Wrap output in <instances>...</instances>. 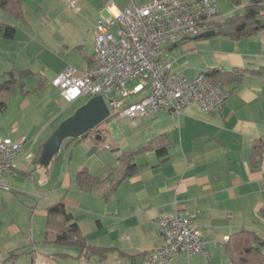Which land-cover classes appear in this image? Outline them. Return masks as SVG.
I'll return each instance as SVG.
<instances>
[{
    "label": "crops",
    "instance_id": "crops-1",
    "mask_svg": "<svg viewBox=\"0 0 264 264\" xmlns=\"http://www.w3.org/2000/svg\"><path fill=\"white\" fill-rule=\"evenodd\" d=\"M86 1L90 3L88 8L95 10L86 28L92 42L89 49L86 50L80 40L72 39L69 30L65 29L62 36L48 39L45 34L31 30L21 29L19 31L23 32L18 33V25L14 24L16 29L12 37L0 35L3 39L0 44L9 45L5 49L6 58L14 54L11 51L17 50L20 54L25 50L28 59L39 57L41 65L50 64L48 67L52 71L38 73L44 80H37V85L42 87L46 81L56 90L58 88L51 84V80L58 73L68 67L77 73L88 69L93 55L94 26L110 0ZM112 1L115 4L113 13L130 3L136 4L133 0ZM22 3L20 0L21 20L8 16L13 22L26 23L27 13ZM84 5L86 3L80 6L79 12ZM70 8L78 12L76 6ZM43 15L49 20L46 13ZM0 19L9 22L4 17ZM17 35L25 41L26 49L21 47ZM219 37L221 39L215 42V46H210L209 38H197L193 43L171 44L164 50L172 61V68L187 79L200 72L218 71L214 76L228 92L220 108L206 113L198 104L191 103L180 113L169 108L134 118L115 113L98 125L95 132L65 139L44 167L33 162L34 155H39L41 144L58 122L85 102V97H80L68 104L58 89L57 96L65 106L80 103L66 115L64 109L56 124L50 122L36 152L31 156L28 154L23 161L18 158L16 169L3 174L11 186L10 190L0 189L3 205L8 207L13 201L22 204L24 216L32 220L36 214L42 215L46 228L47 206L61 199L88 244L110 248L107 257L98 264L107 261L112 264H144V255L163 245L156 228L157 218L177 211H190L191 225L212 242L206 244V256L177 257L172 264H232L224 240L240 230L251 231L264 240V70L255 71L264 68V31L237 40ZM75 51L78 54H73ZM50 58L57 60L49 62ZM233 69L239 71L230 75L240 76L229 77L226 71ZM28 74L35 73L29 71ZM19 81L12 80L9 91H6L8 99L18 89ZM22 86L24 80L21 79V92ZM163 147L166 151L158 154L156 150ZM130 159L134 169L126 174V161ZM29 169L43 170L47 179L52 180L53 186L46 195L49 197L47 205L37 207L45 197L20 189L23 181L19 174L28 173L30 176ZM82 170L97 181L85 191L77 182V174ZM23 195L27 197L25 201ZM18 223L13 221L5 232L11 240H0V264L9 251L20 247L22 239H26L27 246L33 245L26 235L19 233L21 237L13 240L18 225H21ZM260 249L264 253V243ZM54 250L51 251L52 258L58 256ZM74 250L73 255L65 257L78 262L95 257L78 258V252ZM22 252H26L25 248Z\"/></svg>",
    "mask_w": 264,
    "mask_h": 264
},
{
    "label": "built area",
    "instance_id": "built-area-1",
    "mask_svg": "<svg viewBox=\"0 0 264 264\" xmlns=\"http://www.w3.org/2000/svg\"><path fill=\"white\" fill-rule=\"evenodd\" d=\"M69 5L75 8L71 0ZM114 6L112 0L107 2L94 26L91 66L80 73L68 67L51 80L65 102L102 95L110 111L128 118L162 108L180 113L191 103L206 113L223 105L227 92L222 87L203 72L187 79L172 68L164 50L167 45L207 31L209 21L218 17L215 0H148L130 3L113 13ZM133 79L141 82L127 90L126 83ZM144 89L138 100H127ZM113 91L116 96H110ZM24 141L25 137L16 142L0 137L2 190L11 189L3 174L16 169ZM191 216L190 211H177L158 217L156 228L163 245L147 252L143 263L172 264L177 257L206 256V244L212 241L194 229Z\"/></svg>",
    "mask_w": 264,
    "mask_h": 264
},
{
    "label": "rangeland",
    "instance_id": "rangeland-1",
    "mask_svg": "<svg viewBox=\"0 0 264 264\" xmlns=\"http://www.w3.org/2000/svg\"><path fill=\"white\" fill-rule=\"evenodd\" d=\"M71 1L74 2L77 10L80 9V6L82 7V4L84 3H86V5H84L85 8L81 9L80 12L79 10L78 12H76L75 10L70 8L68 3L69 0H23L22 8L24 6L23 9L27 13L26 23H19L15 21L13 22V20H11L8 15L2 10H0V18L4 17L8 19L12 24L18 25V33L23 32L19 30L26 29L31 30L35 33L45 34L46 36H48V39L59 37V35L62 36L66 32V30H69L73 35L72 39L75 38L77 40H80L87 50L91 47L92 42L90 33L87 32L86 28H88L89 26V21H92L91 19L94 16L95 10L88 8L90 7V3L86 0ZM133 1L136 2V4H141L148 0ZM248 1L249 0H243L242 4L238 8H234L231 7L227 0H217L219 14L223 17L232 15L233 13L239 11V9L243 7ZM44 13L47 14L49 20L44 17ZM19 25L22 26L19 27ZM91 28L92 27H90V29ZM17 38L18 40H20L21 47L26 49V44H24L25 41L23 39H20L18 35ZM207 38L210 39V46H215V42L221 39L219 35H213ZM5 41L10 42L8 40ZM193 42H195V40L193 39L186 40L183 41L182 44ZM17 44L18 41H16L15 43L16 49L18 48ZM7 46L0 44V85L4 82L2 85H5L7 83L9 84V86H11V84L13 83L12 80L14 81V79H16L17 81H19L20 79V81L17 85L18 89L9 97V99V94L6 93V90L3 87H1L2 85L0 86V100H3L6 104V108L0 109V137H9L8 139L13 142L18 141L22 137L26 138V141L21 147L17 157V161L18 158L22 159L21 161H23L28 154L31 156L34 152H36L35 150L38 147L40 141L43 139L44 132L48 131L49 129L48 127L50 126V122L53 121L52 125L56 124L58 120H60V118H58V115L64 109L66 110V115L67 113H70L73 106L80 102L73 104L71 107L65 106L57 96L58 89L56 90L55 88L50 86V83L45 81L44 85L42 87H39L37 85V80H39L40 78L43 79V77L39 78L38 73L45 72L43 70L52 71V69L48 67L50 64H48L47 66L41 65L39 57H32L33 60L28 59V52H26L25 50L20 54L17 53V50L11 51L14 52V54H10L6 58L5 55H7V53L5 52V49L7 48ZM22 48H20L19 51ZM73 54L78 53L75 51ZM77 56L79 57V55ZM53 60L57 59L50 58L49 62ZM45 67H47V69H45ZM29 71H32L35 74L29 75ZM21 79L24 80L22 92L19 89ZM139 81L140 79H133L127 82L126 89L131 90L133 85ZM145 90L146 89L140 91L139 94H131L128 96V98L134 99L135 97L142 95ZM116 95L117 93L115 91L111 92L110 94V96ZM54 118H56V120H53ZM38 136H40L39 141H36V138ZM35 158H37V155H34L33 159L35 160ZM28 171L31 173L30 176H28V173L27 175L19 174L21 180L23 181L22 187H20V189L26 191L27 193H36L45 197V199H43L45 201L40 200L41 202L39 201L37 207H40L41 205H47L46 202L48 201L47 198L49 197H47L46 195H48L47 193L51 191V188L53 186L52 180L47 179L46 173L43 170L39 171L38 169H29ZM22 197L24 198V200L20 197L19 199L23 201H25V198H27L25 195H23ZM22 208V204H18L14 201L12 205L8 207L4 206L3 202L0 200V240L2 238L4 240H11L10 235L8 236V234H5V232L9 230V225L14 221L17 223L19 222L21 225L19 226V223L16 224L18 225L19 229L16 231V233H14L15 238L12 239L15 240L18 239V237H21L18 235L19 233L20 235H26L33 244H28L27 246V244L25 243L26 239H22L23 241L20 242V249L22 250H19L20 254L16 258H13V264H98V262H100L99 260H96L95 257H93V259L91 258L88 261L79 262L74 259H70V257H63L61 255L62 253L73 255L72 252L75 251L74 249H76L78 253L80 251L77 247L71 245L63 244L57 246H49V244L44 243L42 240L45 232V218L42 215L36 214V216L31 220L29 217L24 216V214L22 213ZM24 248L26 251L25 253L22 252ZM54 249L58 250L56 251ZM52 250H54V254H58V256L55 255L57 256L56 258H52L54 256L52 255ZM6 263L8 264L10 262ZM100 264H112V262L107 261L105 263L101 262Z\"/></svg>",
    "mask_w": 264,
    "mask_h": 264
},
{
    "label": "trees",
    "instance_id": "trees-1",
    "mask_svg": "<svg viewBox=\"0 0 264 264\" xmlns=\"http://www.w3.org/2000/svg\"><path fill=\"white\" fill-rule=\"evenodd\" d=\"M217 3V0H215ZM231 7L238 8L243 0H227ZM218 6V3H217ZM0 9H2L11 19L21 20L22 19V9L20 6V0H0ZM219 9V8H218ZM208 30H214L215 35H222L229 37L231 39L237 40L243 37H249L258 32L264 31V0H249L239 11L223 17L219 14L214 20L209 21ZM16 27L14 24L7 22L6 20L0 19V35L6 38L12 37ZM193 37L185 38L180 40L178 43H183V41L191 40ZM169 46V45H167ZM166 48V47H165ZM92 60V59H91ZM171 60V59H170ZM172 63V61H171ZM264 68L255 70L258 73L263 71ZM239 70L233 69L231 71H226L229 77L240 76L239 74H233ZM217 70H209L205 74L213 83L220 85L218 78H215L214 73ZM220 72V71H219ZM221 73H224L221 72ZM226 75V74H224ZM222 75V76H224ZM218 76V75H217ZM234 78V77H233ZM6 91H9V84L2 85ZM223 88V87H222ZM224 89V88H223ZM226 92L227 90L224 89ZM228 93V92H227ZM141 95L137 96L140 97ZM134 99L129 100H138ZM89 97H85V101ZM74 102V101H73ZM67 103V102H66ZM72 103V102H71ZM70 104V103H68ZM5 103L0 100V109L4 108ZM74 111V110H73ZM72 111V112H73ZM117 112L110 111V118L113 114ZM144 115V114H143ZM140 116V115H139ZM137 117V116H136ZM107 118V119H108ZM106 119V120H107ZM97 127H94L82 134L79 137H84L87 134L95 132ZM73 139V138H70ZM75 139V138H74ZM158 154H162L166 151V148H158L156 150ZM38 156L33 161L35 164H39ZM131 159L126 161L125 173L130 174L133 171L134 166L130 163ZM42 166V165H40ZM124 173V174H125ZM77 182L82 191L91 188L92 184L97 183L96 179L93 178L87 171L82 170L77 174ZM44 243L47 244H58V245H71L79 249V253L76 257H83L87 259L89 256H95L99 261L104 260L107 257L110 248L95 246L88 244L86 238L81 233L77 223L72 219V215L67 212L65 203L59 199L52 202L46 208V228L43 236ZM264 243V240H260L259 237L248 230H240L233 236L225 240V250L227 251L232 264H264V253H262L260 247ZM19 248L9 251L8 255L4 258L3 264L10 262L8 264H13V258H16L19 254ZM63 257L68 256V254H61Z\"/></svg>",
    "mask_w": 264,
    "mask_h": 264
},
{
    "label": "water",
    "instance_id": "water-1",
    "mask_svg": "<svg viewBox=\"0 0 264 264\" xmlns=\"http://www.w3.org/2000/svg\"><path fill=\"white\" fill-rule=\"evenodd\" d=\"M214 30H207L193 37L207 38L215 35ZM110 116L109 107L102 95L89 97L83 104L60 121L41 144L38 156L40 165L46 167L52 157L59 151L62 142L67 138H76L90 129L97 127Z\"/></svg>",
    "mask_w": 264,
    "mask_h": 264
}]
</instances>
